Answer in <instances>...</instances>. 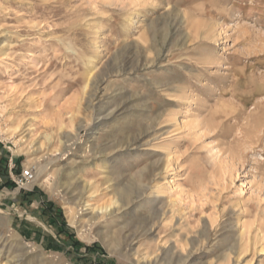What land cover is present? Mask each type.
I'll use <instances>...</instances> for the list:
<instances>
[{
	"label": "rangeland",
	"instance_id": "obj_1",
	"mask_svg": "<svg viewBox=\"0 0 264 264\" xmlns=\"http://www.w3.org/2000/svg\"><path fill=\"white\" fill-rule=\"evenodd\" d=\"M0 264H264V0H0Z\"/></svg>",
	"mask_w": 264,
	"mask_h": 264
},
{
	"label": "built area",
	"instance_id": "obj_2",
	"mask_svg": "<svg viewBox=\"0 0 264 264\" xmlns=\"http://www.w3.org/2000/svg\"><path fill=\"white\" fill-rule=\"evenodd\" d=\"M11 165V178L16 183L18 187H26L27 185L33 183L36 179V172L34 166H29L24 168L19 174L13 172V164Z\"/></svg>",
	"mask_w": 264,
	"mask_h": 264
},
{
	"label": "crops",
	"instance_id": "obj_3",
	"mask_svg": "<svg viewBox=\"0 0 264 264\" xmlns=\"http://www.w3.org/2000/svg\"><path fill=\"white\" fill-rule=\"evenodd\" d=\"M11 163V162H10ZM10 171H11V165L9 164V168H8V170H7V174H6V177L7 178H11V174H10ZM14 172V171H13ZM12 179V178H11ZM8 182V181H7ZM9 182H11L10 180H9Z\"/></svg>",
	"mask_w": 264,
	"mask_h": 264
},
{
	"label": "trees",
	"instance_id": "obj_4",
	"mask_svg": "<svg viewBox=\"0 0 264 264\" xmlns=\"http://www.w3.org/2000/svg\"><path fill=\"white\" fill-rule=\"evenodd\" d=\"M9 183H10L11 185L14 184L13 181H11V182L8 181V182H6V183L4 184V186H7Z\"/></svg>",
	"mask_w": 264,
	"mask_h": 264
},
{
	"label": "bare ground",
	"instance_id": "obj_5",
	"mask_svg": "<svg viewBox=\"0 0 264 264\" xmlns=\"http://www.w3.org/2000/svg\"><path fill=\"white\" fill-rule=\"evenodd\" d=\"M126 193H128V192H126Z\"/></svg>",
	"mask_w": 264,
	"mask_h": 264
}]
</instances>
